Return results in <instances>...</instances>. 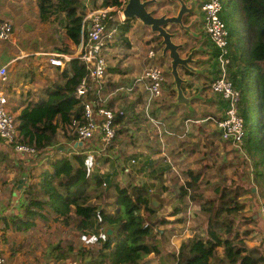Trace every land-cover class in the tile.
I'll list each match as a JSON object with an SVG mask.
<instances>
[{
	"label": "trees",
	"instance_id": "obj_1",
	"mask_svg": "<svg viewBox=\"0 0 264 264\" xmlns=\"http://www.w3.org/2000/svg\"><path fill=\"white\" fill-rule=\"evenodd\" d=\"M112 1L117 0H102L101 9H106ZM222 6L220 18L228 29L229 56L233 66H236L234 71H229V77L241 91L240 115L245 132L243 148L253 161L250 174L253 176L252 181L259 183L261 180L264 185V0H222ZM38 7L42 20L53 16L54 23L63 29L66 39L71 40L74 45L79 44L84 15V6L80 0H38ZM130 27L129 19L117 25L118 38L126 48L129 47L127 32ZM62 50L70 52L66 43ZM185 73L189 74L188 71ZM85 75L84 65L77 58H72L60 72L61 82L48 90L46 99L29 102L18 116H14L21 142L34 147L37 157L48 153L49 147H53L51 151H54V156L47 157L49 168L42 172L40 181L24 190L22 207L26 218L23 222L25 229L34 227L35 219L48 223L52 216L62 225L72 227L79 232L80 239L86 240L90 246H79L74 252V248L69 245L56 258L66 259L67 253L73 252L78 264H141L150 254L158 257L160 264H166L162 257L167 264H263L264 259L258 249L247 246V241L256 231L254 226L259 218L254 219L253 214H243L238 220L241 222L237 223L235 219L244 209L241 197L248 191L251 196H255V191L252 188L248 190L244 184L231 189L216 182L211 184V191L218 194L217 199L204 201L199 185L204 177L207 180L203 183L209 185V182L208 177L200 171L197 172L200 175L192 176L183 183L176 179L178 184H175L178 186L173 187L172 195L179 205L171 213L178 214L182 211L185 201L200 205L202 212L208 214L204 236L196 232L182 240L177 251L160 256L162 243L165 244L173 232L175 235L181 234L186 228V218H177L173 221L174 229L169 228L160 234L155 230L161 227L162 216L156 215L159 210L152 206L151 188L148 185L135 183L132 186H121L113 180L110 173L93 175L89 171L91 164L85 161L84 152L67 154V145L58 144L60 132L63 135L61 137L66 138L70 145L77 139L72 122L82 121L83 106L74 98V90ZM250 78L257 93L258 114L255 127L247 100ZM133 83L134 81L130 82L127 87H132ZM108 85L110 86L106 83L102 97L108 88L117 89L119 86L112 82ZM172 90L175 92V89L167 92L170 96ZM132 91H136V87ZM142 95L141 92L137 93L138 101ZM90 98L95 100L96 96L90 95ZM114 99L106 107L115 111L116 136L121 133L118 129L120 121L133 122L138 128L134 117L120 107L119 110H114ZM144 118L148 120L145 116ZM154 150L160 151L159 147ZM154 171L150 173H155ZM163 173L159 170L157 177L161 178ZM173 178L177 176L173 174ZM88 189H92L93 196L87 194ZM87 196L89 198L83 201ZM183 213L185 214L184 211ZM247 222H252V225L241 233L240 225L245 227ZM108 227L113 230L109 236L105 234ZM100 229L102 234H99ZM88 233L95 236L88 238ZM53 248L61 250L60 246L55 245Z\"/></svg>",
	"mask_w": 264,
	"mask_h": 264
},
{
	"label": "rangeland",
	"instance_id": "obj_2",
	"mask_svg": "<svg viewBox=\"0 0 264 264\" xmlns=\"http://www.w3.org/2000/svg\"><path fill=\"white\" fill-rule=\"evenodd\" d=\"M225 1H228V0H225ZM80 2L83 3L82 0H80ZM114 2L115 1H112L111 3L114 4ZM168 2L175 4V7L177 5V3L173 0H158V3L155 6L149 7L148 10L151 11L153 15L160 16L168 12L169 10H171L170 6H164L165 3H168ZM113 6L110 5L109 8L112 9ZM33 7L34 6H32V4H29L30 10ZM96 8H98V6L93 7V9H96ZM195 9H196V6H195ZM111 12H112L111 13L112 17L116 18L117 20V12L116 11H111ZM134 22L135 23L137 22V27L135 28V30H142L145 36H147V38L149 39V41H153V42L150 43L149 41H147L146 43L149 44L148 46H146L145 43L143 45H140V43L138 42L139 37L132 38V40L134 41V44L137 45V48H135L134 53L128 56V54L125 51L126 47L124 46V43L119 40L118 32L116 33V35L113 37L112 42L108 43V48L110 47L111 50L106 52L107 53L106 59H107L108 67H107V72H106L107 75H106L105 80L107 81V86H110L108 85L109 82H112L119 86H117L118 87L117 89L108 88L104 95V99H105V103L108 105L109 104L108 102L112 100L113 98H115L114 100H117L118 104L114 106V110L117 111L119 110L118 108L120 107V109L124 110L126 113H128V115L132 116V118L133 117L135 118L134 122L137 125H139V127L136 128L134 123L130 121H126V122L120 121L118 129L121 130V133L117 134L115 138L116 140L114 144L111 146V148H108L106 151H103V152H99L98 150H94L92 148L93 151H91V154L85 153V155L93 156V165L89 168V171L93 175L94 174L104 175L105 173H110L113 176V180L117 181L121 186L127 185V184H130L132 186L135 183H138V184L144 183L146 186L148 185V187L151 188L152 198L163 201V204H160L158 206L152 205L153 208H157L160 211V213L163 214L161 217L163 222L161 221L160 223H164V222H166V224L173 223L167 220L169 219V217H173V215H168V212H170L171 210H174L176 205H179V202L177 200L175 201L174 199L171 201V197H172L171 195L172 193H174L173 187L178 186L176 185L178 184L176 179H178L180 183H183L188 178L192 176L194 177V172L188 169L194 163L190 162L185 167L178 168L176 169V171L172 173H169L170 167L166 163V167L164 169L166 170V172L163 171L164 173L162 174L161 178L157 177V172L161 170V168H157V167L162 163L163 160L158 157L159 156L158 154L160 153V151L155 152L154 149H157L158 147L162 146V144H164V141L162 140L160 141L161 136H163V139L167 138L165 136H168L167 133H164V129L168 130L174 127L172 124L169 123V121L166 120L167 118L163 119L164 115L160 116L158 115V113L155 114L154 105L151 107V113L155 116L156 120H159L161 122L162 125H160L158 128L156 125L146 120L144 118V112H145L144 108L139 110L138 108H136L137 104L132 103L134 102L135 97L137 98V94H134L133 91L128 92L125 89L127 88L130 82L134 81V78L141 77V75L147 70V67H149L148 65L147 66L145 65L140 71L136 73V75L133 71H132L133 73L131 74L127 71L130 69V66L134 63V60L138 59V57H143V58L145 57V61H146L148 50L161 51L162 49L161 46L159 45L160 40L156 37L155 34L150 32L149 28L142 26V24L138 21H134ZM48 23L49 22L47 21H40V23L34 24L35 26L34 28L38 32V36L41 37V42L44 45V47L39 48L38 51L40 52L44 51L42 53L44 56H46V54L49 52H55V50L56 51L59 50L60 52L68 54L67 52H64L62 50L64 43H66L69 46V49L72 51L69 53H71V55H74L76 52L77 46L73 45L69 39H66L63 31L59 30L58 28L59 26H55V28H52L53 30H47L46 33L43 32L44 31L43 26H48L49 25ZM113 24L114 23L112 22V19H110L107 21L106 26L111 27ZM40 31L42 32L39 33ZM202 32L203 31L200 28V26L196 27V33H198L197 40L200 42L199 44L204 45L206 42H204L202 38ZM19 41H22V40L19 39ZM31 41H33V39ZM24 42L25 43L22 48L26 49V47L28 46V43L26 41ZM195 45L196 44L192 42L188 43V46L190 47H193ZM17 54H19V52H17ZM26 56L21 58L20 61H18L14 66H11V68L9 67L10 70L8 72V78L13 80L12 85L13 86L15 85L14 86L15 89L21 90L23 93H25V91L30 92L31 95H37V97H39L44 92L43 91L44 88H48V87L52 88L55 86V84L61 82V78H60L61 68L60 69L52 68L53 70L49 72L52 79L48 77L46 68H43L38 73L39 80L33 81V77L31 74L34 73V67L32 68V63L28 60L31 59V57H33L34 55H28L27 57ZM157 58H159L158 55H157ZM159 62L162 65L161 68L164 71V75L166 78V81L164 82L165 88L168 89L169 91L171 90L170 87L174 86L173 78L170 74V63L166 59L160 60ZM121 66H125L124 72L123 73L116 72L117 70H121ZM232 67H233V64L231 61L230 72L232 71L231 70ZM112 69H114L115 71L114 72L110 71ZM180 69H181L180 73H182L183 75L184 69L182 67H180ZM25 71L28 72L27 75H30L26 77V81H23L24 85L27 87H25L24 85L19 86V83L21 82V75L24 76ZM249 80L251 81V78ZM248 84L250 87V92L247 95V98H248L247 100L249 102L250 113L254 120V127H255V122H256V118L258 114L257 101H256L257 93L254 91L252 81L249 82ZM192 91H193L192 88L188 89L187 93L192 95L194 93V92L192 93ZM175 94L176 93L172 90L171 97L172 98L175 97ZM165 95L166 94H164V97H163V94H162L161 97L155 101L156 103L154 102L156 105V108L161 107V109L160 108L157 109L158 111H162V109L165 110L167 108L168 99H166L167 97H165ZM207 95L208 93L207 94L203 92L200 93L199 98H201L200 99L201 101L197 102L196 106L194 107L195 111L191 109L192 112L188 110V112H186L187 114L186 113L185 114L191 116V114L194 113V116H191V117L194 119H199V120H204L207 117H210L211 113H210V109H208L210 106L204 103V101L208 100ZM15 97L17 98L16 95ZM144 97L145 98L147 97V94L145 92H144ZM137 101H138V98H137ZM196 111L201 113L199 117L197 116L195 117L197 113ZM148 113H150V110ZM180 118L182 119L183 116ZM185 121H187V124H185L183 128L185 135L183 139L177 137L176 140L183 141V143H185V141L187 143H191L192 147L194 148V151L198 152V154H196V157L199 158V163L202 164V167H201L202 170H206L210 172V169L211 170L214 169V173H215V174L204 173V175L208 176L209 185H206L205 183H203V181L207 180V178L204 177L203 181L199 185L200 186L199 192L201 193L203 200L209 201V200L217 199L218 194L211 191L212 190L211 184H214L216 182H221L227 188H231V189H235L237 186L242 187V184H244L245 186H247L248 190L250 188H255V196H251V194L248 191L246 192V194H244L241 197V202L244 203V209L241 211V213L235 216L236 222L237 223L241 222L238 220L242 218L243 214H245L246 216H251L252 214L253 215L256 214L258 210L261 211V213L264 216V185L262 184L261 180L259 181V183L252 181L253 176L250 174H252L253 161L250 157H248L249 155H247L245 149L243 148V151H240L236 147L229 145L231 155L226 154L225 150L219 151V152L214 151L215 153L211 151L210 154H207V159L203 160L201 159L203 158V155L200 153V151H202V149L200 148L201 143L199 144V146L198 144H196V142H200V140L191 142L190 139L186 138L188 134L190 133L191 128H194L197 132L199 131V128L196 127V125H199V123H193L192 121L194 120L191 121L189 118L185 119ZM201 124L202 123H200V125ZM205 124H209L210 127L204 126ZM205 124L201 125V132H200L201 135H206L207 131H204V129L208 130V132L210 128H213V130H216V127L212 121H206ZM70 131L72 130L70 129ZM211 135L214 136L216 134L212 133ZM61 136L63 135L60 132L59 138H57L58 144L67 145L69 141L66 138H63ZM216 137L219 139L220 142L222 143L224 142L222 139L219 138L218 135ZM223 145L226 146L224 143ZM52 148L53 147H49V150L47 151L50 152ZM221 148H223L222 145H221ZM137 150H140L142 152H138ZM178 153L181 154V156L179 157V161L184 160L185 158L190 156L189 150L186 151L184 149L182 151H178ZM146 156H147V159L145 158ZM36 158L39 159V157H35V159ZM182 164H184V162ZM205 164L207 165L205 166ZM150 171L151 172L154 171L155 173L151 174ZM37 173L38 172H36V174ZM173 174H175L177 178L174 179ZM164 185H166V188L168 189L165 191V193H167L170 196L168 197V199L170 200L169 203H167L168 200H166L165 202V199L162 197L163 196L161 192L162 190L159 189L161 188V186L165 187ZM260 187H262V194H260ZM257 189H258V192H256ZM87 194L89 196L94 195V193L92 192V189H88ZM87 198L89 197L87 196L83 200L86 201ZM185 202L186 203H184L183 209L181 207L182 211L185 212V214L184 213L183 214L185 215V218H186V229H184L185 232L188 231L187 234L194 235L195 232L197 231V233L200 236H203L204 235L203 232L205 231V226H206V217L208 216V214L207 213L204 214L205 212H202L200 205H197L194 203L189 204L187 201ZM216 204L217 202L215 201V205ZM182 211H180L178 214L182 213ZM166 217L167 219H165ZM155 220L160 221L159 218H155ZM245 225H246L245 227H242V225H240L241 233L243 232V230H247L246 228H249L248 226H251L252 222L251 223L247 222ZM38 226H39L38 227L39 230L50 229L52 230L53 233L56 234L55 239L50 238L49 240H45L46 242L50 241L51 242L50 245L55 244L56 247H59V246L61 247V250H60L59 248L52 249V247L50 246L51 247L50 253L52 254L53 257L56 254L58 255L59 252L62 251V249L67 250L69 245H71L72 248H74V252L78 250L79 246H83L84 244L88 246L85 240L83 239L81 240L75 231L68 230L61 223L50 222L48 225H44L43 223L39 222ZM39 242H40L39 245H41L42 241L39 240ZM33 245L34 247L32 246L31 248L33 250L34 256L37 255V252H39V257H40V255L44 252L46 247L45 248L38 247L39 245L37 241H35V244ZM40 252L42 253L40 254ZM72 253L68 252L67 253L68 257L61 261L56 262V260H53L52 261L53 264H78V262L74 260V255ZM153 255L154 254H150V256H153ZM42 256L45 257L44 254H42ZM162 260H164L167 264V261L165 260V258L162 257ZM148 264H158V262L157 263L153 262V263H148Z\"/></svg>",
	"mask_w": 264,
	"mask_h": 264
},
{
	"label": "crops",
	"instance_id": "obj_3",
	"mask_svg": "<svg viewBox=\"0 0 264 264\" xmlns=\"http://www.w3.org/2000/svg\"><path fill=\"white\" fill-rule=\"evenodd\" d=\"M192 1L194 0H184V2L188 6H190V3ZM175 2L177 3L176 7H175V4L171 2L165 3L164 6H170V9H171L168 12H166L167 15H170V16L174 15L176 11L179 9L178 2L177 1ZM157 3H158V0H156L154 5L152 4L149 7L155 6ZM29 4H32V6H34L31 10L29 8ZM82 4L84 6V13H85L86 4H84V2ZM101 4H102V0H89L87 3V7L89 9L90 8L93 9L94 6L96 7L98 6V8L94 9V10H97V9L102 8L100 7ZM110 5L113 6L114 4L111 3ZM107 8H109V6ZM0 19L9 20L12 23L13 28H14L13 34L11 37L12 40L0 43V66L9 64L8 68L9 67L11 68V66H14L18 61H20L21 58L25 57L26 55L27 56L34 55L33 57H31V59L28 60L32 63V68L34 67V73L31 74L33 77V81L39 80L38 73L43 68H46V72L48 73V77H50V79L52 78L49 72L53 70L52 68H59V69L61 68V70H63V67H57V66H52L48 64L47 57L42 54L44 51L42 52L38 51L39 48H43L44 45L41 42V37L38 36V32L34 28L35 27L34 24L40 23V21L49 22L48 26H43L44 33H46L47 30H53L52 28H55V26H58L56 23H54L53 16H50L46 20L41 19L39 7H38V0H0ZM192 19L193 17H191L190 20ZM134 21H138V20H131V27L129 31L127 32V36L129 39V47L125 48V51L128 54V56L134 53L135 48H137V45L134 44V41L132 40V38L139 37L138 42L140 43V45H143L144 43L146 44V46L149 45L146 43L147 41H149V39L147 38V36H145L144 32L142 30H135V28L137 27V22L135 23ZM187 24L188 23H186V25ZM58 28L59 30H63L60 26ZM168 30L171 32L173 31L176 32L177 28L174 26H169ZM41 32L42 31H40L39 33ZM19 39L22 41H19ZM32 39L33 41H31ZM178 39H179V36L176 35L174 38V41L176 43H179L180 41H178ZM205 40H206L205 41L206 43L204 45L200 44V46H202V52L200 51L201 53L199 52L196 53L193 56V60L195 61L194 64H190V66L196 69V71L194 72L188 71L182 67L184 69L183 71L184 74L182 75V73H180L181 69L179 68V73H180L181 78L186 81L185 83H183L182 88H183L184 94L187 97H190V105L189 106L176 105L175 97L172 98L167 93L168 89L165 88V84L162 88V94H163V97H164V94H166L165 97H167L166 99H168L167 108L165 110L162 109V111H158L157 109L158 108L161 109V107L156 108V105H155L156 102L154 103L155 114L158 113V115L160 116L164 115L163 119L167 118L166 120L169 121V123L172 124L174 127V128L169 129L173 132V135L168 134V136H165L167 138H164V139H163V136L160 137V141L161 140L164 141V144H162V146L159 147L160 153L158 154L159 155L158 157L162 159L163 161L157 168H161V170L165 172L166 170L164 169L166 167V163L170 167L169 173H172L176 171V169L185 167L187 164L192 162L194 164L191 165L188 169L194 172V177L197 175H200V174H197V172L199 171L201 173L203 172V174L204 173L215 174L214 169L213 170L210 169V172L206 170H202L201 168L202 164L199 163V158L196 157V154H198V152L193 151L194 148L192 147L191 143H187L186 141L185 143H183V141L176 140L177 137L183 139L185 135L183 131L185 124H187V122H185V118H189L191 121L194 120L192 121L193 123H199V125H196V127L199 128V131L197 132L194 128H191V131L186 138L190 139L191 142L200 140V142H196V144H198L199 146V144L201 143L200 148L202 149V151H200V153L203 155V158L201 159L203 160L207 159V154H210L211 151L215 153L214 151L219 152V151L225 150L226 154L231 155L229 144L223 142L226 145L224 146L223 143L220 142L219 139L216 137L218 135L217 129L213 130V128H210L209 132L208 130L204 129V131H207V133L206 135H201L200 134L201 125H204L206 121L202 122L199 119L192 118L191 116H194V113H192L191 116L186 115L187 114L186 112H188V110L191 111V109H193V111H195L194 107L196 106L197 102L201 101L200 100L201 98H199V94L202 92L206 94L208 93L207 95L208 100L204 101L205 104H208L210 106L208 109H210L211 114L210 113L208 114L216 118H220L224 115L225 106H226L225 102L220 97L213 95L211 91L209 90V83L214 77L216 65H215V61H213L214 52L211 49L210 42L207 39ZM24 41L28 43V46L26 47V49L22 48L25 43ZM149 42L152 43L153 41H149ZM72 44L74 45L73 42ZM109 50H111L110 47H109ZM17 52H19V54H17ZM55 52L59 53L60 51L55 50ZM70 52L72 51L70 50ZM189 52L190 51L182 50L181 54L182 56L185 57ZM60 53H63V52H60ZM63 54H66V53H63ZM161 54H162V51L157 50L155 53V56L153 58H149L148 52H147L146 61H145V57L144 58L138 57V59L134 60V63L130 66V69L127 72L131 74L134 72L136 75V73L140 71L145 65L146 66L147 65L148 66L160 65L162 67V65L159 62L160 60L166 59L170 63L169 58ZM66 55H71V53H68ZM157 55L159 58H157ZM68 63H66V65ZM124 67L125 66H121V70L116 71V72L123 73ZM235 67L236 66H233L231 70L234 71ZM186 71H188L189 74H186L185 73ZM27 73L28 72L25 71L24 73L25 75L24 76L21 75V82L19 83V86L24 85L23 81H26V77L30 76V75H27ZM134 79H137V78H134ZM12 83H13V80L9 78V83H8V86L6 87V90H7L6 92L8 94L9 107L11 109V113L13 114V116H18L20 112L22 111V109L25 108L29 102H38L41 99H46L48 90L51 89L50 87L44 88L43 89L44 92L39 97H37V95H31L30 92L25 91V93H23L21 90L15 89L14 87L15 85L13 86ZM106 83L107 81L105 80V87H106ZM133 87H136V91H137V92L134 91V94H137L138 92H140V90H141V93L143 94L142 95L143 97L141 98L140 101H137V98L135 97L134 102H132V103H136L137 104L136 108L141 110L143 109V105L145 101L143 85L138 83L137 85H134ZM191 88L193 89L192 93L194 92L192 95L187 93L188 89H191ZM170 89H175V86H171ZM128 92H131V91H128ZM15 95L17 96V98L15 97ZM11 100L13 101V103ZM113 104L114 106H116L118 104L117 100H114ZM196 112L197 113L195 117L196 116L199 117L201 113H199L198 111ZM182 116L183 118L181 119L180 117ZM195 120H199V122H196ZM200 123L202 124L200 125ZM204 126L210 127L209 124H205ZM212 133H215L216 135L212 136L211 135ZM70 144L71 143H68L67 144L68 146L66 147L68 150L67 154H70L72 152L79 153V151L82 154L83 152L86 151L87 145L85 143L78 142L77 139L72 145ZM221 145L223 148H221ZM60 148L61 147H59V150H62ZM184 149L186 151L189 150L190 156L185 158L184 160L179 161V157L181 156V154H179L178 151H182ZM137 151L142 152L140 150H137ZM52 156H54V151L52 152L50 151L44 154L43 157H39V159L38 158L35 159V157H37L36 155L33 156V155H27L22 152H17L13 149L12 146L7 145L3 143L2 141H0V187H1V192H0V247L2 249V254L6 256L10 264H53L52 262L53 260H56V262L61 261L56 258L57 254L53 257L52 254L50 253L51 247H53L55 244L50 245L51 243L50 241L48 242L45 241V240H49L50 238L55 239L56 234L53 233L52 230L50 229L48 230L38 229L39 222L43 223L44 225H48L50 222L60 223L57 219L53 218L52 216V218L49 220L48 223H44L40 219H35V226L31 227L28 230L25 229L24 224H23V222L26 221L25 215L23 213V207H22V204L24 201L23 199L24 190L29 185L35 184V182L40 181V179L42 178V172L49 168L47 157H52ZM145 158L147 159V156ZM183 162L184 164H182ZM206 165L207 164H205V166ZM36 172L38 173L36 174ZM164 186L165 187L161 186V188L159 189L162 190L161 191L163 194L162 197L165 199V202L166 200H168L167 203H169L170 200L168 199V197L170 196L167 193H165V191L168 189L166 188V185ZM171 196H172L171 197V201H172L175 198L173 195ZM151 201H153V205L155 206L163 204L162 200H156L155 198H152V197H151ZM171 212L172 211L168 212V215H173V217H169V219H167V217L165 218L169 222H173L179 217H183V218L185 217V215L183 214V211L182 213L178 215L176 213H171ZM157 214L159 216L163 215L160 213V211H158ZM257 217L259 219L256 222V225L254 226V229H256V231L252 234L251 238H249V240L247 241V246L249 248H257L258 252L264 259V216L259 210L257 211L256 214L253 215L254 219H257ZM64 227H66L68 230L75 231L77 235L79 236V232L76 231L75 229H72V227L70 228L69 226H64ZM173 227H174V223L166 224V222H164L162 223L161 227L156 228L155 231H158L160 234H162L165 230L169 228H171V230L174 229ZM101 232L102 230L100 229L99 234H101ZM187 232H185L184 229L182 230L180 235H175V232H173L169 240L165 244L162 243L160 247V256L166 252L177 251L181 241L187 238L188 236H192L191 234H187ZM87 235H88V238H92L95 236L94 234H89V233ZM157 238H160V236H157ZM39 240L42 241L41 245H39L40 243ZM35 241H37L39 245L38 247L40 248L46 247L43 253L40 252V254L41 253L44 254L45 257L42 256V254L39 257V252H37V255L34 256V253L31 247L32 246L34 247L33 244H35ZM83 246L88 248L90 245L88 244V246H86L84 244ZM153 262L154 263L158 262V264H160L158 257H156L155 255L153 256L148 255L141 264H148V263H153ZM263 264H264V261H263Z\"/></svg>",
	"mask_w": 264,
	"mask_h": 264
},
{
	"label": "built area",
	"instance_id": "obj_4",
	"mask_svg": "<svg viewBox=\"0 0 264 264\" xmlns=\"http://www.w3.org/2000/svg\"><path fill=\"white\" fill-rule=\"evenodd\" d=\"M89 0H83L86 10L81 21V39L77 45L74 55H66L58 52L46 54L47 63L52 66L63 67L72 58H77L86 70L83 77L74 90V98L79 100L83 106V118L81 122L73 121L77 134V141L87 145L84 153L91 154L92 148L99 152L105 151L114 144L116 127L114 126V112L106 107L105 99L102 97L105 87L107 72L108 43L112 42L118 29L117 25L124 22L122 10L127 0H117L112 9H97L87 7ZM201 12V26L205 38L210 42L214 52L215 61L214 77L209 83V90L215 96L220 97L226 104L224 115L220 118L212 116L201 121H212L224 142L243 151L244 121L240 115L241 91L236 88L229 77L231 59L229 56V32L220 18L222 12V0H196ZM111 11L117 12V20L113 18ZM112 19L114 23L107 27L106 23ZM13 25L9 20L0 19V43L11 40ZM156 51L149 50L148 57L153 58ZM9 64L0 66V141L10 145L17 152L27 155H35L34 147L21 142L16 122L9 107V99L6 87L9 83ZM166 81L164 71L160 65H150L143 75L134 80V85H143L147 97L144 101V116L158 128L161 124L151 114V107L161 96L163 84ZM133 85V86H134ZM132 87L125 88L132 91ZM95 95L96 99L90 98ZM150 110V113H148ZM199 122V120H195ZM187 122V121H185ZM164 133L173 135L171 130L164 129ZM87 164L93 165V156L87 155ZM89 166V168L91 167ZM1 192V187H0ZM0 264H10L6 256L2 254L0 247Z\"/></svg>",
	"mask_w": 264,
	"mask_h": 264
},
{
	"label": "water",
	"instance_id": "obj_5",
	"mask_svg": "<svg viewBox=\"0 0 264 264\" xmlns=\"http://www.w3.org/2000/svg\"><path fill=\"white\" fill-rule=\"evenodd\" d=\"M179 4V9L174 15H167L164 13L160 16H155L148 7L156 2V0H127L122 10L125 19L138 20L143 26L150 29V32L156 35L160 40V46L162 48V55L167 56L170 60V74L173 78V83L176 90L175 104L176 105H190V97L184 94L182 85L186 81L183 80L179 73V68L183 67L188 71H196L190 64H194L193 55L198 52L200 48L192 49L185 57L182 56L181 51L183 49L182 43H176L174 41L175 36H180L185 32L195 37L196 34L192 31V27L195 26V2L192 1L188 6L183 0H174ZM195 9V10H194ZM191 17H193L192 20ZM186 19H189L186 25ZM169 26L177 28L176 32L168 30ZM179 33V34H178ZM62 149V147L60 148ZM255 191V188H252ZM154 200V199H153ZM153 204V201H152ZM113 230L108 227L105 229L106 235H112Z\"/></svg>",
	"mask_w": 264,
	"mask_h": 264
},
{
	"label": "flooded vegetation",
	"instance_id": "obj_6",
	"mask_svg": "<svg viewBox=\"0 0 264 264\" xmlns=\"http://www.w3.org/2000/svg\"><path fill=\"white\" fill-rule=\"evenodd\" d=\"M194 2H195V6H196L197 9H196V15H195V19H196L195 21L196 22H195V26L192 27V31L196 34V36L193 37L190 34L183 32V33L180 34L178 41H180L179 43H182L183 44V49L182 50L185 49L187 51H191L192 49L200 48V50L198 52L201 53L202 52V46H200V44H199L200 42L197 40L198 39V37H197L198 33H196V27L200 26V28L202 29V26H201V18L202 17H201L200 10H198L197 1L194 0ZM186 21H187L186 23L189 22L188 20H186ZM202 38H203V40L205 42L206 40H205V37H204L203 32H202ZM190 42H192V43H194L196 45L193 46V47H190V46H188V43H190ZM159 44H160V41H159ZM198 52H196V53H198ZM196 53H194V55Z\"/></svg>",
	"mask_w": 264,
	"mask_h": 264
},
{
	"label": "clouds",
	"instance_id": "obj_7",
	"mask_svg": "<svg viewBox=\"0 0 264 264\" xmlns=\"http://www.w3.org/2000/svg\"><path fill=\"white\" fill-rule=\"evenodd\" d=\"M203 31V30H202ZM205 37V36H204ZM206 39V38H205ZM161 51H162V49H161ZM70 62V61H69ZM212 117H214V116H212ZM214 118H216V117H214ZM185 119H188V118H185ZM217 119V118H216ZM203 122V121H202ZM214 125H215V123H214ZM215 127H216V125H215ZM218 135H219V138L221 139V137H220V134H219V132H218ZM227 143V142H226ZM227 144H229V143H227ZM231 146V145H230Z\"/></svg>",
	"mask_w": 264,
	"mask_h": 264
}]
</instances>
